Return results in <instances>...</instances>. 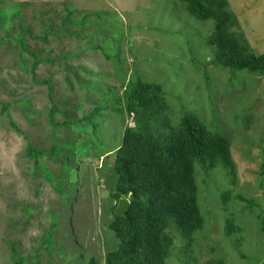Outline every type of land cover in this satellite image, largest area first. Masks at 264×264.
I'll return each instance as SVG.
<instances>
[{"label": "rangeland", "instance_id": "374dc122", "mask_svg": "<svg viewBox=\"0 0 264 264\" xmlns=\"http://www.w3.org/2000/svg\"><path fill=\"white\" fill-rule=\"evenodd\" d=\"M228 2L233 30L263 54L264 0ZM213 31L181 0H0V99L34 147L59 148L35 170L27 140L0 105V264H14L7 242L25 264H106L118 248L108 232L118 183L111 155L138 121L111 110L109 90L123 96L131 77L163 88L172 126L194 111L223 133L236 165L234 176L196 165L204 226L192 242L172 231L166 264H264V69L217 64ZM35 56L48 61L36 79L29 71ZM96 108L93 124L78 121ZM45 167L55 181L44 178ZM50 232L49 253L40 245Z\"/></svg>", "mask_w": 264, "mask_h": 264}, {"label": "trees", "instance_id": "16d2710c", "mask_svg": "<svg viewBox=\"0 0 264 264\" xmlns=\"http://www.w3.org/2000/svg\"><path fill=\"white\" fill-rule=\"evenodd\" d=\"M181 1L187 4L198 20L212 21L214 31L209 45L217 64L237 71L258 72L264 69V53L258 55L251 51L243 34L233 30L237 18L228 0ZM22 46L27 47L24 42ZM108 58L113 56L108 54ZM45 62L48 61L34 57L29 70L34 79L38 66ZM43 82L51 87L48 80ZM123 88V96L109 90L112 94L109 97L112 101L110 108L122 115L125 112L135 113L138 122L134 127L126 128L122 144L111 155L118 183L111 195L115 203L110 208L113 220L108 232L118 239V248L108 252L106 264H166L175 247L171 232L176 231L192 242L195 233L204 226L198 199L196 165L200 164L209 172L224 168L231 176H234L236 165L229 140L223 133L211 131L196 112L184 113L175 127L170 124L165 114L168 108L165 92L159 84L131 77ZM0 105L1 113L9 116L11 126L27 140L25 153L34 160L35 170L42 168V158L54 157L59 153V148L55 146L47 152L34 147L11 118L10 103L0 99ZM58 111L54 103L49 115L52 121ZM96 113H99V108L78 121L91 124ZM96 126L93 125L94 129ZM43 172L46 180L55 181L50 169L45 167ZM119 192L130 197L131 205L126 217H118L114 213ZM221 197L226 200L230 192H224ZM56 225L53 223L52 227ZM234 230V222L228 216L225 233L229 236ZM53 243L50 232L42 240L40 249L45 248L50 253L49 247ZM6 244L11 249L13 263L25 264L27 260L17 249L16 243Z\"/></svg>", "mask_w": 264, "mask_h": 264}, {"label": "water", "instance_id": "95a60500", "mask_svg": "<svg viewBox=\"0 0 264 264\" xmlns=\"http://www.w3.org/2000/svg\"><path fill=\"white\" fill-rule=\"evenodd\" d=\"M120 198L118 200V204L114 209V213L118 217H126L127 210L130 208V197L129 194L119 192Z\"/></svg>", "mask_w": 264, "mask_h": 264}]
</instances>
